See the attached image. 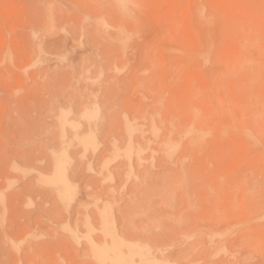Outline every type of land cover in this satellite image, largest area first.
Instances as JSON below:
<instances>
[{
    "label": "rangeland",
    "instance_id": "obj_1",
    "mask_svg": "<svg viewBox=\"0 0 264 264\" xmlns=\"http://www.w3.org/2000/svg\"><path fill=\"white\" fill-rule=\"evenodd\" d=\"M138 5L0 0V264H264V0Z\"/></svg>",
    "mask_w": 264,
    "mask_h": 264
},
{
    "label": "bare ground",
    "instance_id": "obj_2",
    "mask_svg": "<svg viewBox=\"0 0 264 264\" xmlns=\"http://www.w3.org/2000/svg\"><path fill=\"white\" fill-rule=\"evenodd\" d=\"M115 1L128 15H130V16L136 15L137 11L134 10V7H132L131 4H135L136 5L135 9H136L137 7H139L138 0H115ZM139 11L141 12V10H138V12ZM197 16H198L201 24H203V23L205 24L208 21V19L201 13V11H200V13H197ZM185 134H186L187 138H189V141L192 144H201L204 141V135H205L204 131L195 128L194 125L189 127L187 129V131H185ZM163 141L165 142V140H163ZM166 143H168V142H165V145H166ZM114 252H115V248H114ZM107 258H109V256H106V259Z\"/></svg>",
    "mask_w": 264,
    "mask_h": 264
}]
</instances>
